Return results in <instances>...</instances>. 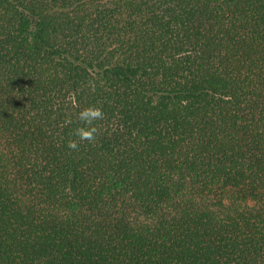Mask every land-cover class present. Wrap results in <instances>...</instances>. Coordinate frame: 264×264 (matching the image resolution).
Wrapping results in <instances>:
<instances>
[{"label": "trees", "instance_id": "1", "mask_svg": "<svg viewBox=\"0 0 264 264\" xmlns=\"http://www.w3.org/2000/svg\"><path fill=\"white\" fill-rule=\"evenodd\" d=\"M0 264H264V0H0Z\"/></svg>", "mask_w": 264, "mask_h": 264}, {"label": "clouds", "instance_id": "2", "mask_svg": "<svg viewBox=\"0 0 264 264\" xmlns=\"http://www.w3.org/2000/svg\"><path fill=\"white\" fill-rule=\"evenodd\" d=\"M104 111L101 107L95 105H89L81 109L78 113V120L83 123L84 126L77 127L74 131V135L79 138L80 141L94 142L100 129L95 126V121H101L104 119ZM79 144L76 140H69L67 147L73 151L79 149Z\"/></svg>", "mask_w": 264, "mask_h": 264}]
</instances>
